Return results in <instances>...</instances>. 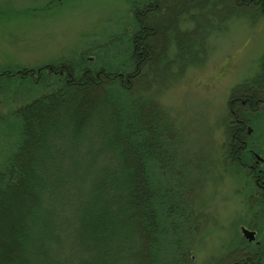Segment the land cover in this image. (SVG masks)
I'll return each mask as SVG.
<instances>
[{"label":"rangeland","instance_id":"rangeland-1","mask_svg":"<svg viewBox=\"0 0 264 264\" xmlns=\"http://www.w3.org/2000/svg\"><path fill=\"white\" fill-rule=\"evenodd\" d=\"M146 1L0 0V73L7 71L0 74V168L18 137L14 111L57 88L65 64L74 75L101 67L133 74L112 81L114 95L127 106L134 98L156 104L173 139L163 165L149 167L165 231L159 255L177 264H264V196L227 151L237 124L249 128L246 148L264 156V102L248 103L239 88L261 71L264 13L254 5L232 13L190 6L165 28L157 69L146 64L134 73V10ZM240 226L256 229V238Z\"/></svg>","mask_w":264,"mask_h":264},{"label":"trees","instance_id":"trees-1","mask_svg":"<svg viewBox=\"0 0 264 264\" xmlns=\"http://www.w3.org/2000/svg\"><path fill=\"white\" fill-rule=\"evenodd\" d=\"M196 5H209L208 13L254 5L264 13V0H177V11L170 0H148L134 10V73L146 64L157 69L165 28ZM64 66L69 73L57 88L13 113L18 137L0 168V264H177L158 253L165 231L149 171L173 146L165 113L114 95L112 81L133 74L101 67L74 75ZM261 66L239 86L251 104L264 102V59Z\"/></svg>","mask_w":264,"mask_h":264},{"label":"flooded vegetation","instance_id":"flooded-vegetation-1","mask_svg":"<svg viewBox=\"0 0 264 264\" xmlns=\"http://www.w3.org/2000/svg\"><path fill=\"white\" fill-rule=\"evenodd\" d=\"M49 72H54L56 73V66L48 65L45 67ZM7 73L6 72H1L0 74ZM59 74H61V70L58 71ZM237 124H232V128L234 129L235 132H233L231 135V142L229 143V146L227 147V151L233 158V160H237L241 162L242 164L245 165L246 168H248L251 172L250 175L253 177L254 184L261 189V194L264 196V156L259 154L256 150L254 149H247V141L245 140V137H243V133L248 131V127H243ZM246 129V130H244ZM247 161V162H246ZM250 206H257V205H250ZM262 208L264 209V203L261 204ZM264 215V213H263ZM248 229L249 231L254 232V236L256 238L257 235V230L247 227V226H240V231L242 233V229ZM243 235V233H242ZM244 236V235H243ZM258 252H256L257 254ZM261 254L260 256H264V251H261L258 253V255ZM230 255H228L225 259L229 258ZM259 256V258H261ZM233 264H239L237 261H235Z\"/></svg>","mask_w":264,"mask_h":264},{"label":"water","instance_id":"water-1","mask_svg":"<svg viewBox=\"0 0 264 264\" xmlns=\"http://www.w3.org/2000/svg\"><path fill=\"white\" fill-rule=\"evenodd\" d=\"M243 235L248 238L250 241L254 239V232L249 231L248 229H242Z\"/></svg>","mask_w":264,"mask_h":264}]
</instances>
